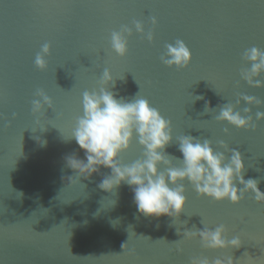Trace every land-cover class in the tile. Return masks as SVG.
<instances>
[{
	"label": "water",
	"instance_id": "1",
	"mask_svg": "<svg viewBox=\"0 0 264 264\" xmlns=\"http://www.w3.org/2000/svg\"><path fill=\"white\" fill-rule=\"evenodd\" d=\"M133 20L154 30L155 40L134 33L128 56L120 58L110 34L131 27ZM177 39L193 55L186 69L160 61L165 45ZM45 42L52 52L48 68L40 71L34 59ZM253 46L264 50V0H0V264H189L193 256L227 255L236 264H253V258L264 264V204L253 195L240 205L217 203L189 184V203L179 221L146 218L127 185L115 194L98 187L110 169L101 168L82 184L69 182L74 171L65 157L85 156L74 139L63 137L71 136L82 114L83 92L94 90L108 68L115 78L124 77L112 89L118 98L148 99L171 121L174 136L208 138L214 145L225 140L243 155L245 180H259L264 192V121H257L254 131H242L205 111L209 104L218 111L235 103L239 93L264 100V89H253L240 77L250 67L242 54ZM37 89L55 104L40 117L44 132L32 131ZM197 96L203 99L194 100ZM142 151L134 143L121 161L131 163ZM167 151L181 157L175 142ZM202 219L211 228L224 224L228 238L239 235L242 246L217 252L204 249L198 238L182 239L185 228L202 230Z\"/></svg>",
	"mask_w": 264,
	"mask_h": 264
},
{
	"label": "clouds",
	"instance_id": "2",
	"mask_svg": "<svg viewBox=\"0 0 264 264\" xmlns=\"http://www.w3.org/2000/svg\"><path fill=\"white\" fill-rule=\"evenodd\" d=\"M153 26L158 20L152 17ZM139 33L149 43L155 40V31L147 30L140 20H133L132 26L122 25L119 30L110 34L112 51L120 58L129 54V38ZM52 48L47 42L40 46L34 64L40 71L48 68L47 57ZM242 60L250 65L240 72L241 79L253 89H264V50L258 47L245 49ZM160 61L168 68L186 69L193 62V55L187 44L177 39L165 45ZM112 72L105 68L97 81V87L82 94V114L75 118V127L65 141L75 140L79 149L83 150L85 159L76 155L65 157L66 165L74 171L68 177L71 182L78 179L91 180L94 174H100L101 168L110 169L98 187L105 192L115 194L117 189L127 185L133 193V201L137 212L146 218L169 217L174 222L187 210L188 196L186 185L201 197L217 203L230 202L240 205L248 196L253 195L259 204H264V192L259 188V180H245L246 171L244 157L236 148L223 139L213 141L191 135L174 136L171 121L153 107L151 102L139 94L131 100L123 97L112 89L116 88V80ZM35 99L31 101V112L36 118V129L47 131L41 126L40 117L48 109L54 110L53 99L43 89H37ZM203 99L197 96L194 100ZM246 105V106H245ZM264 100L259 97L239 93L235 103L228 102L219 107L218 111L210 104L205 111L215 113L214 119L222 124L230 125L242 131H254L257 121H264V111L259 106ZM258 109L253 113V108ZM16 113L12 119H16ZM11 124L10 121H8ZM229 135V129H224ZM39 140V137H37ZM177 144L181 157L168 153L167 149ZM134 143L142 149L140 158L131 163H123L121 157L130 151ZM41 146L47 141L40 140ZM237 182L241 187H237ZM82 184V183H81ZM84 185V184H83ZM85 186V185H84ZM115 204V203H114ZM203 229H186L180 233L182 239L198 238L206 250L228 252L239 249L242 239L239 235L228 238V228L219 224L209 227L202 219ZM118 221L113 222V226ZM186 224V222H184ZM181 239V240H182ZM179 242V241H178ZM176 242V243H178ZM177 252H182L180 247ZM189 264H236L232 255L217 257L214 260L207 256H193ZM255 264V258H253Z\"/></svg>",
	"mask_w": 264,
	"mask_h": 264
}]
</instances>
